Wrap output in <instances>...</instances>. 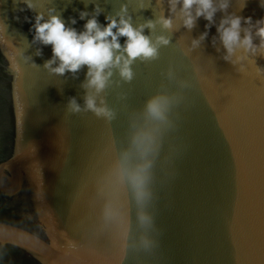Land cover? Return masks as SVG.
I'll use <instances>...</instances> for the list:
<instances>
[{
	"label": "water",
	"instance_id": "1",
	"mask_svg": "<svg viewBox=\"0 0 264 264\" xmlns=\"http://www.w3.org/2000/svg\"><path fill=\"white\" fill-rule=\"evenodd\" d=\"M31 2L34 10L19 12L23 0H0V264H264V56L226 61L216 31L228 14L253 23L264 17L262 0H229L195 47L208 22L201 17L186 29L169 0ZM97 6L102 26L106 16L123 14L134 27L153 21L144 34L154 44L170 40L156 59L132 63L130 82L112 69L97 97L114 110L111 122L68 110L71 97L84 106L88 68L65 75L45 68L52 47L33 42L25 20L57 15L83 31ZM169 15L166 29L159 21ZM244 55L238 49L232 61ZM158 94L174 98L168 123L145 119ZM142 127L156 134L149 228L116 170L125 151L140 160L132 136Z\"/></svg>",
	"mask_w": 264,
	"mask_h": 264
},
{
	"label": "clouds",
	"instance_id": "2",
	"mask_svg": "<svg viewBox=\"0 0 264 264\" xmlns=\"http://www.w3.org/2000/svg\"><path fill=\"white\" fill-rule=\"evenodd\" d=\"M17 0H14V4ZM24 7L19 8V12L34 10L31 0H23ZM169 12L175 13L177 6L183 19V26L192 30L196 27L199 18H203L208 23L205 25L206 31L201 34L199 39L193 40V46H199L205 40L212 26L215 24L214 17L218 11L227 12L229 0H222L219 7L216 0H169ZM261 6L264 7V0ZM54 11V9L50 10ZM126 11V6L122 12ZM99 9L97 14L87 19L84 30L78 31L75 27L66 26L64 20L57 15H51L47 20L43 13L35 15V23L31 18L25 16L26 22L31 24L30 31L34 29L33 42L52 47V58L45 62L44 67L52 73L65 75L68 72L77 73L82 67H87V83L83 85L89 91L84 97V106L81 107L75 97L68 101V110L71 113L81 111H91L97 117L105 118L111 122L115 119V112L106 101L101 98L99 104L97 97L109 85L110 77L113 75L112 69H118L124 81H131L134 73L131 65L137 58L144 60L156 59L158 57L159 45H167L170 40L164 36H159L154 44L150 36L144 34L145 27L154 28L155 23L151 20L146 25L134 27L131 17L125 18L123 14H118L119 19L113 16H106V24L103 26L98 21ZM88 13L82 11L80 19L88 17ZM16 19H19L17 15ZM164 28L171 29L173 22L171 15L161 17L159 21ZM77 20L72 18L71 24L75 25ZM115 30V31H114ZM219 39L226 50L224 59L232 63H237L248 56H264V17L256 19L253 23L251 16L244 17L235 13L223 17L216 28ZM243 33V35H242ZM254 36L259 39V43L254 41ZM124 37L125 43L121 45L120 38ZM238 49H243L246 55L232 61ZM37 55H42V50H38ZM57 61L59 63L57 64ZM57 64L56 67H53ZM259 70V69H258ZM94 89V92L91 91ZM174 102L173 97L165 94H158L150 98L144 109L146 121L168 123V112ZM132 147L140 155V160L132 162L131 150L122 154L121 160L116 166L117 175L121 183H127L134 194L136 203L139 207L138 221L141 227L149 228L153 225V217L145 206L151 199L149 187L151 180L152 161L148 159L150 153L156 148V134L151 127H142L135 131L132 136ZM108 214H111L109 206ZM145 247H149L152 241L148 237L143 238Z\"/></svg>",
	"mask_w": 264,
	"mask_h": 264
}]
</instances>
